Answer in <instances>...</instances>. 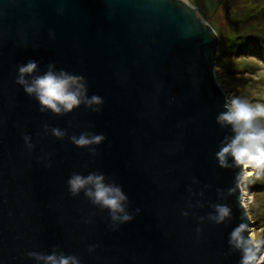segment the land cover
<instances>
[{"label":"water","instance_id":"95a60500","mask_svg":"<svg viewBox=\"0 0 264 264\" xmlns=\"http://www.w3.org/2000/svg\"><path fill=\"white\" fill-rule=\"evenodd\" d=\"M219 2L202 0L201 16L188 0H0V264H45L29 252L80 264H240L229 237L250 225L242 166L216 157L234 135L216 120L226 94L205 17ZM30 61L29 82L52 64L103 103L41 112L16 82ZM81 134L105 139L77 147ZM93 172L121 188L131 220L69 192L73 173ZM216 205L230 209L220 223Z\"/></svg>","mask_w":264,"mask_h":264},{"label":"clouds","instance_id":"9594fccd","mask_svg":"<svg viewBox=\"0 0 264 264\" xmlns=\"http://www.w3.org/2000/svg\"><path fill=\"white\" fill-rule=\"evenodd\" d=\"M38 65L35 61H30L19 67V75L16 82L24 86V90L29 95H35L39 101L40 111L52 110L56 114L71 112L82 103V97L88 105L103 103L102 98L93 95L90 99L86 97V88L82 83L83 77L69 74L65 70L58 73L52 71L54 65H49V71L40 76H34L29 82L25 76L34 73ZM224 108L226 111L219 113L216 117L217 123L222 126L231 125L233 136L226 137L216 157L221 167L242 166L239 179L243 182L252 173L247 171L249 167L253 169H264V126L259 121L264 120V104L252 106L247 101L238 96H225ZM99 111V109H96ZM47 128L48 126L45 125ZM52 134L58 138H63L65 132L59 128H52ZM25 141L30 138L24 137ZM105 137L103 135L81 134L79 137L73 135L72 142L77 147H85L91 144H100ZM33 147V145H29ZM95 153V149H91ZM231 157L232 165L229 164ZM69 192L77 196L81 190L91 199L94 205L111 211L113 220L129 221L132 216L125 212L123 202L127 200L119 186L106 184L103 174L95 172L87 176L73 173L68 180ZM218 215L214 217L217 223L222 222L230 214V209L226 205H216ZM118 213H124L123 216ZM248 231V236L244 232ZM229 243L240 250V264H264V253L261 247L264 241L255 238L252 230L246 224H240L230 233ZM259 254V255H258ZM29 256L37 260L45 261V264H80L75 256L42 254L29 252Z\"/></svg>","mask_w":264,"mask_h":264},{"label":"rangeland","instance_id":"374dc122","mask_svg":"<svg viewBox=\"0 0 264 264\" xmlns=\"http://www.w3.org/2000/svg\"><path fill=\"white\" fill-rule=\"evenodd\" d=\"M201 9L202 0H188ZM218 36L215 77L226 95L264 104V0H220L205 17ZM264 126V120L259 121ZM242 186L249 229L264 241V169L251 170ZM249 234V232H248ZM264 253V245L261 247Z\"/></svg>","mask_w":264,"mask_h":264},{"label":"bare ground","instance_id":"6f19581e","mask_svg":"<svg viewBox=\"0 0 264 264\" xmlns=\"http://www.w3.org/2000/svg\"><path fill=\"white\" fill-rule=\"evenodd\" d=\"M196 11H197V13H198L199 15L203 16V15H202V12H201L200 10H196ZM200 18H201V17H200ZM206 20H207V19H206ZM251 170H252L251 167H249V168L247 169V171H249V172H251ZM248 196H249L248 193L245 192L244 195H243V200L245 201L246 199H248V198H249ZM243 204L246 206V203H243Z\"/></svg>","mask_w":264,"mask_h":264}]
</instances>
